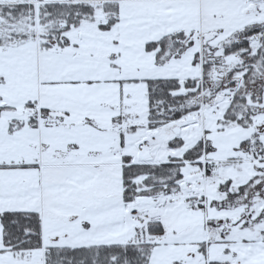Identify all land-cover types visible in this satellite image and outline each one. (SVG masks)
<instances>
[{
  "label": "snow or ice",
  "instance_id": "obj_1",
  "mask_svg": "<svg viewBox=\"0 0 264 264\" xmlns=\"http://www.w3.org/2000/svg\"><path fill=\"white\" fill-rule=\"evenodd\" d=\"M0 264H264V0H0Z\"/></svg>",
  "mask_w": 264,
  "mask_h": 264
}]
</instances>
